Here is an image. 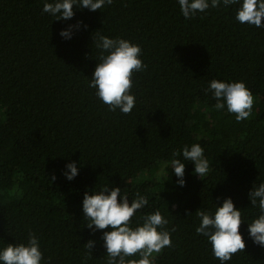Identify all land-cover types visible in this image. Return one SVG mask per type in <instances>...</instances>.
Instances as JSON below:
<instances>
[{"label":"trees","instance_id":"obj_1","mask_svg":"<svg viewBox=\"0 0 264 264\" xmlns=\"http://www.w3.org/2000/svg\"><path fill=\"white\" fill-rule=\"evenodd\" d=\"M233 8L221 4L185 19L177 0H114L55 21L43 0H0V246L35 232L51 264H106L82 200L110 183L130 199L147 196L142 212L159 209L168 219L173 246L155 264H219L195 231V212L231 197L251 221L248 193L264 181V28L240 24ZM78 21L87 28L63 39L60 31ZM97 31L143 49L147 69L133 77L131 114L109 111L88 87ZM212 79L246 83L254 96L247 120L215 110ZM193 143L204 147L209 174L201 179L189 163L185 187L171 167L172 178L158 180L173 153ZM72 161L80 171L68 181L63 172ZM246 230L244 223L245 237ZM89 239L97 241L91 254ZM228 264H264V248L246 239Z\"/></svg>","mask_w":264,"mask_h":264},{"label":"clouds","instance_id":"obj_2","mask_svg":"<svg viewBox=\"0 0 264 264\" xmlns=\"http://www.w3.org/2000/svg\"><path fill=\"white\" fill-rule=\"evenodd\" d=\"M113 2L114 0H43V13L53 17L55 21H71L77 10L102 11ZM177 3L185 19L195 18L210 7L217 8L222 4L226 8L235 6V20L240 24L264 28V0H177ZM81 27L87 28L82 21L75 25L69 24L60 31V36L71 40ZM93 39L99 55L95 58L98 63L88 87L95 90L96 97L108 106L109 111L119 110L122 114H131L137 104L132 92L133 77L147 69L142 59L143 49L130 40L113 38L98 31ZM208 91L216 101V111L226 110L227 113L234 114L237 122L245 121L252 115L254 96L244 81L212 79L209 81ZM173 157L157 173V179H162L164 184L174 174L176 184L185 187V169L189 163L194 165V174L201 179L209 174V160L200 143L184 145L173 153ZM168 167H171V178L168 176ZM79 171L77 163L72 161L65 165L63 175L68 181H72L79 175ZM248 199L250 208L256 210L251 221L242 216V210L236 207L231 197L224 198L222 205L215 202L211 211L202 207L195 212L199 221L195 231L197 235L207 239L219 264H228L234 254L245 250L246 239L264 248V181L253 183ZM148 206L147 196L137 193L135 198L130 199L126 189L113 187L110 183H99L84 193V224L93 235L101 233L106 264H155L157 256L173 246L172 234L166 230L168 219L159 209L143 213L142 210ZM244 223H247L246 237L241 232ZM96 244V240L89 239L84 248L91 254ZM0 264H51V257L45 259L41 237L35 232H29L22 242L0 246Z\"/></svg>","mask_w":264,"mask_h":264}]
</instances>
